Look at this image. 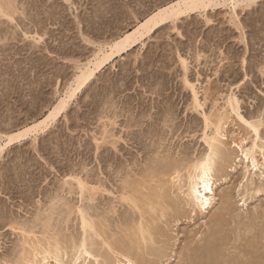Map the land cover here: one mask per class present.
I'll list each match as a JSON object with an SVG mask.
<instances>
[{
    "label": "rangeland",
    "instance_id": "obj_1",
    "mask_svg": "<svg viewBox=\"0 0 264 264\" xmlns=\"http://www.w3.org/2000/svg\"><path fill=\"white\" fill-rule=\"evenodd\" d=\"M170 1L173 0H70L67 2L66 0H15L18 5V10L16 9V12H13L15 20L11 21L7 17L0 16L2 21L0 25L3 26H0V132L11 133L17 131L46 116L62 94L67 81L71 79L75 72L76 64L86 62L88 57L95 51L96 47L90 46L88 42L86 44V39H90L95 44L104 42V40L109 41L133 29L140 20ZM101 15L102 17H100ZM36 32L42 37V41H39L38 44H36L37 42L34 39L38 36ZM23 33L26 35L24 36ZM39 36L36 38L38 39ZM4 37L6 40L2 39ZM179 55L188 59V77L196 85L199 99L203 104L198 110L192 108L194 107L192 106L193 95L190 88L184 83V70L180 64ZM246 85L248 88H246ZM83 91L71 102L66 113L50 126V129L38 132L37 135L31 134L22 142L7 148L0 155V264H13L12 262H15L19 256V259L24 257L33 259L35 248L41 250L43 247L40 245L44 241L43 246L47 244V241L52 243L60 242L61 247L66 248L62 252L69 251L68 253H70L69 255L66 252L62 253L64 259H68V263L66 259L64 262L69 264L70 261V264H72L73 259L70 258H73L75 254L73 253L75 250L72 252L74 243L80 244L81 241L79 240H82L84 235L80 225V216L77 213L80 204L83 207H87L85 209L90 214H93H89L91 218L95 216L92 219L96 220L97 228L99 227L104 236L102 238L98 235H91L94 240L98 241H96L94 248L102 252L105 250V246L100 242L107 238L105 236L108 233V241L110 239L111 241L119 240L117 236L123 239L126 236V230L131 223L132 216L136 215L132 213L131 217L129 216L132 210L120 198V193L122 192L120 190L124 186L126 175L128 179L140 178L149 171L148 168L158 165L160 158L161 160L162 158L175 159V157H177L176 159H187L191 154V157L194 158L200 155L199 153L202 154L205 150L207 151L203 132L205 130L203 128H206V125H204V113L210 115L213 122L219 119V114L222 115L223 123L225 122L223 128L226 129H224V132L228 136V138L226 137L228 141L225 138L226 142H228L227 146L232 148V154L235 153L233 154L234 158H232L234 159L231 163L232 166L227 169V173H219L214 185L217 198L211 211L207 212L206 215H202L199 211L197 213L196 211L195 213L190 212L192 214L188 213L189 216L187 215V218L185 216V218L181 217L178 220H174L172 216H167L166 219L168 220L164 219L165 217L162 218L161 221L163 222L160 221V224H163H159V226L163 225L161 227L162 231L169 233H164L160 229L162 234H165V236L161 237V232L159 231L158 234L157 231L155 240H158V244L156 241L149 243V247L152 246L151 249L145 250L148 251L147 254H150L149 256L144 254V257L148 256V260H155L156 263L152 264H181L183 261L185 264L186 260L180 262L182 260L180 253L185 250L184 252L188 254V250L200 242L199 235L204 236L206 234L207 236L209 229L214 228L216 223L214 224L213 222L212 224L210 221L212 219L214 221V214L220 211L219 209L223 206L221 195L227 193V195H230V203L232 202L229 209L232 210L228 216L227 214L224 216V219L226 217L229 218L227 221L225 219L228 227L224 228L227 224H224L222 220L221 227L224 231L220 229L228 234L222 232L224 234H222L224 242L228 239L226 242L228 246L224 243V249L227 248L226 251L230 255L243 256L242 248H245L243 249L245 253L249 251L246 254V259L248 258L246 264L250 260L251 262L253 261L250 264H264V259L261 261L257 258L252 259L253 254L256 253L254 251H257L255 249L259 245L261 246V243L257 241L260 239V237L258 238L259 234L261 236L262 230H264V197L257 195L258 193H264V177L260 178L258 175L264 172V158L260 151L256 153L260 165L257 170H254L255 175L252 174L253 170L251 175H248L251 178L253 176L254 179L256 178V186H250L254 187L253 189L251 188L252 190L249 189L250 194L246 192L247 183L244 172H246L245 167L250 165L251 162H247L248 164L243 162L241 151L233 146L235 142H239L245 147H251L255 134L252 128H249L235 113L230 114V108L226 104L228 95L231 93L236 94L240 99L241 114L249 121H262L260 132L264 138V4H259L251 9L239 7L233 10L230 7V3L222 2L205 12L192 14L188 18L181 19L176 24L169 22L158 28L146 40L145 44H138L134 49L116 58L114 62L106 66L98 73L93 83ZM217 109L220 110L217 111ZM229 114L230 117L227 118ZM142 115L143 117L141 118ZM131 118L135 121L131 120ZM212 126H214V123L209 126L210 129H207L210 133H212V128H214ZM130 128L133 130L129 131ZM2 129H6V131ZM135 130L141 133L136 132V135L141 136L143 134L141 137L145 138H142V141L135 142L136 144L130 135V132ZM128 131L129 133H127ZM145 134H148L149 138ZM106 138H108L109 142ZM146 138L148 139L146 140ZM263 138L262 140H264ZM128 139L132 141L128 142ZM114 141L117 142L112 145ZM163 145L164 147L162 148ZM160 149L164 150L161 151ZM234 150L237 151L233 152ZM103 155L105 156L104 159ZM151 157L155 158V160L152 159L155 163H151ZM128 159L130 160L128 161ZM112 168L115 169L113 170ZM141 169L144 171L148 170L143 173L144 171ZM132 170L136 172L134 173ZM140 171L141 173H139ZM137 172L142 175L136 174ZM131 174L134 178H132ZM128 175H131V178ZM79 176L89 186L87 187L90 192L85 191L84 194L88 196L84 197V200L81 199L80 188H78V183L75 182V177ZM259 178L263 184L261 190L256 192L257 184L260 186L261 183ZM69 182L72 185H69ZM66 183L68 184L66 185ZM94 186L96 191L91 188ZM104 186H107L111 191H107L108 189ZM102 189L106 190L107 193L102 191ZM116 190H119L120 193ZM92 192H94L96 199L90 197ZM116 196H120V199L116 198ZM85 198H90L92 201L90 199L88 201ZM243 201L245 204L242 203ZM114 202H117L115 203L116 206ZM76 203L77 206L75 205ZM121 203L124 205L122 206ZM72 205H74V208H72ZM95 205L98 207H94ZM113 207H116L115 209L118 211L115 212ZM108 208L113 210L110 211ZM124 211H126L127 216ZM68 212H70V215ZM233 213L235 216H233ZM248 216L251 219H248ZM100 217L101 220L105 218L109 222L108 224L107 221L103 220L106 228L102 226L104 223H101ZM119 218L121 220L123 218L127 223L129 222L128 226H125L127 223L124 221L123 223ZM49 219L51 220L49 221ZM47 220V223L43 222ZM248 221L249 223H247ZM256 222H259L260 225ZM209 224L213 227L207 228L210 226ZM31 225L35 226V229ZM252 226L255 229H252ZM23 228L25 231H21ZM102 228H104V231L107 230V234L103 232ZM119 228H122L121 230L124 229L126 232L119 230ZM227 228L228 230H226ZM247 228H249L250 232L246 231L248 230ZM27 231H29V234ZM114 231H119L120 234L116 236ZM204 231L207 232L205 233ZM229 231L230 233L232 232V236H229ZM33 232L34 234H31ZM245 233L247 238L243 235ZM253 233L255 236L257 234V238H253ZM26 234L27 236H25ZM71 234L75 236L73 235V237ZM168 234L170 235L169 237ZM237 234H242L238 238L240 240L237 239ZM248 234H251L252 236H250L256 242L251 239V244H249L250 236ZM225 236H229V238ZM163 237L170 239L167 242L165 240L168 239ZM33 239L35 242L32 241ZM60 239L64 242H61ZM27 241L32 246L28 245ZM229 242L233 244L230 243L229 245ZM238 242L240 243L239 245ZM69 244H71V249L68 247ZM97 245H100L98 246L99 248ZM241 245L242 247H240ZM229 246L233 248L229 249ZM160 247H164L168 256L158 262L156 259L159 258L155 254L156 249ZM234 247L237 249L236 251ZM154 248L155 251L153 250ZM169 248L173 249L170 250ZM187 248L188 250L186 251ZM249 248L253 249L252 252ZM23 250L25 251V256L23 255ZM104 252L106 253V251ZM151 253H155L154 256ZM71 254L72 256H70ZM187 254L183 258H187ZM250 255L252 256L250 257ZM102 257L100 261L101 264H104ZM19 259L14 264H18L21 261ZM255 260L256 262H254ZM50 261L55 264L54 259H50ZM81 261L83 262V259L79 263ZM51 262L49 264H52Z\"/></svg>",
    "mask_w": 264,
    "mask_h": 264
},
{
    "label": "bare ground",
    "instance_id": "obj_2",
    "mask_svg": "<svg viewBox=\"0 0 264 264\" xmlns=\"http://www.w3.org/2000/svg\"><path fill=\"white\" fill-rule=\"evenodd\" d=\"M17 1V0H16ZM48 1V0H46ZM67 1H70V0H66ZM165 1V0H164ZM222 2H228L230 3V5L232 3H236V4H241L243 3V0H173V1H170L168 2L167 4L165 5H162L160 7H158L157 9H155L153 12H151L149 15H147L144 19L140 20L139 23L131 30L127 31V32H124L123 34L119 35V36H116L114 37L113 39L109 40V41H105L104 39V42H100V43H94L92 41H90V39H86L85 40V37H84V40L86 41V44L88 42V44L91 46H95V51L88 57L87 61L83 62V63H80V64H76V69L75 72L73 73L72 77L70 80L67 81V85L65 87V89L63 90L62 94L59 96L58 100L56 101V103L52 106V108L49 110V112L46 114V116H44V118L34 122L33 124H30V125H27L25 127H23L22 129H19L17 131H14V132H11V133H2V131L0 132V146H3L4 147V151L9 148L10 146H13L14 144L16 145V143H20L22 142V140H24L26 137L30 136L31 134H34V135H37L38 132H44L46 131L48 128L50 129V126L57 120L59 119L60 116H62L64 113H66V111L68 110L71 102L81 93V92H84L83 90H85L86 87H89L91 83H93V81L95 80V78L97 77L98 73L101 72L106 66H108L109 64H111L112 62L115 61L116 58L120 57V56H123L125 53H128L130 50L134 49V47H136L138 44H145L146 40L148 38H150L152 36V34L154 32H156V30L160 27H162L163 25L171 22L173 24H176L179 20L181 19H184V18H188L190 17L192 14H196V13H202V12H205L207 11L208 9L210 8H213L215 7L216 5L222 3ZM47 3V2H46ZM19 4V3H18ZM71 4V3H70ZM211 4L212 7H209L208 5ZM17 3H15V0H0V16L2 17H7L9 18L11 21H14L15 17H13V12L15 11L16 12V9H17ZM171 6V7H170ZM19 8V7H18ZM24 8V7H23ZM57 8V7H56ZM156 8V7H155ZM233 10H235L236 8H232ZM18 10V9H17ZM108 10V9H106ZM163 10V11H162ZM109 11V10H108ZM18 12V11H17ZM59 12V11H58ZM109 13V12H108ZM157 13L159 15H157ZM234 13V11H233ZM236 13V12H235ZM102 17V15L100 16ZM97 18V17H96ZM114 18V17H113ZM105 19V18H104ZM232 19V18H231ZM10 21V22H11ZM18 21V20H17ZM35 21V20H34ZM87 21V20H86ZM95 21V20H94ZM233 21V20H232ZM0 22L2 23V21L0 20ZM5 22V20H4ZM36 22V21H35ZM78 22V21H77ZM81 22V21H80ZM93 22V21H92ZM0 23V24H1ZM37 23V22H36ZM85 23V22H84ZM91 23V22H90ZM95 23V22H94ZM93 23V25H94ZM104 23V22H103ZM5 24V23H4ZM16 24V23H15ZM21 24V23H20ZM38 24V23H37ZM83 24V23H82ZM102 24V23H100ZM22 25V24H21ZM87 25V24H86ZM91 25V24H90ZM114 25V24H113ZM1 26V25H0ZM16 26V25H15ZM23 26V25H22ZM81 26V25H80ZM98 26V25H97ZM3 27V26H1ZM19 27V26H18ZM24 27V26H23ZM87 27V26H86ZM104 27V26H103ZM117 27V26H116ZM96 28V27H95ZM88 29V28H87ZM98 29V28H97ZM105 29V28H104ZM107 29V28H106ZM112 29V28H110ZM24 30V29H23ZM27 30V29H26ZM29 30V29H28ZM93 31V30H92ZM14 33V32H13ZM26 33L28 34V32L26 31ZM95 33V32H94ZM100 34V32H98ZM1 34V33H0ZM15 34V33H14ZM24 34V33H23ZM26 34H24L25 36ZM29 35V34H28ZM36 35H38V33L36 32ZM41 35V34H40ZM86 35V34H85ZM112 35V34H111ZM115 35V34H114ZM2 36V35H1ZM39 36V35H38ZM36 36V37H38ZM90 36V35H89ZM102 36V35H101ZM13 37V36H12ZM33 37V36H32ZM34 38L35 40H38V41H42V37L39 36V38ZM44 37V36H43ZM100 37V36H99ZM98 37V38H99ZM110 37V36H109ZM87 38V37H86ZM97 38V39H98ZM106 38V37H105ZM4 40V38H2ZM1 39V40H2ZM11 39V38H10ZM34 40V41H35ZM93 40V39H91ZM96 41V40H95ZM66 42V41H65ZM97 42V41H96ZM33 44V42H32ZM38 44V43H36ZM35 44V45H36ZM95 44V45H94ZM88 45V46H89ZM39 46V45H38ZM77 46V45H76ZM32 47V45H31ZM66 47V46H65ZM87 47V46H86ZM43 48V47H42ZM64 48V47H63ZM68 49V48H67ZM71 49V48H70ZM75 49V48H74ZM78 49V48H77ZM92 49V48H91ZM2 50V49H1ZM4 50V49H3ZM79 50V49H78ZM94 50V49H93ZM27 51V50H26ZM42 51V50H40ZM40 51H38L40 53ZM74 51V50H73ZM90 51V50H89ZM1 52V51H0ZM66 53V52H65ZM77 53V52H76ZM85 53V52H84ZM178 53V52H177ZM78 54V53H77ZM200 54V53H199ZM67 55V54H66ZM85 55V54H84ZM198 55V54H197ZM43 56V55H42ZM198 56H201V55H198ZM180 58V61H181V65H182V68L184 70V83L187 87L190 88L191 92H192V95H193V105L194 107L192 108H195V109H199L200 107H202V102L200 101L199 99V95H198V91H197V87L195 84L192 83V81L189 80V77H188V72H189V62H188V59L179 55L178 56ZM197 59V58H196ZM47 62V61H46ZM80 62V61H79ZM76 63V62H75ZM78 63V62H77ZM73 67V68H74ZM66 73V72H65ZM72 73V72H71ZM64 74V73H63ZM62 75V74H61ZM65 75V74H64ZM182 75V76H183ZM117 82V81H116ZM125 84V83H124ZM235 84V83H234ZM127 85V83H126ZM163 85V84H162ZM231 85V84H230ZM233 85V84H232ZM165 87V85H163ZM60 87V86H59ZM246 88L247 85H246ZM211 90V89H210ZM62 91V90H61ZM233 91V90H232ZM231 91V92H232ZM119 92V91H118ZM234 92V91H233ZM229 93V92H228ZM235 93V92H234ZM234 93H231L230 95H228V98H227V102L226 104H228L227 107L230 108V114L232 113H235L240 119L241 117H243V119H241L243 122L247 121V125H252V130L255 129L256 131H253L254 134H255V138L253 140V145L251 144V147L247 146L245 147L242 143H234V146L235 148L239 149L242 153V156H243V162L245 163H250V165H247L245 168H246V172L245 173V178H246V192H249V189L252 190L253 188L250 187V186H256V178L254 179V176L251 178L249 177L248 175H251L252 173V162L255 161V170L258 169L259 167V163H258V158L256 157V153L257 152H261V154H263V158H264V140H262V136H261V132H260V126H261V123L262 121L260 122H256V121H249V119H246L244 117V115L241 114L240 112V109H241V106H240V99L237 97L236 94ZM101 94V93H100ZM94 101H96L94 99ZM91 102V101H90ZM93 102V100H92ZM94 103V102H93ZM192 104V103H191ZM89 105V104H88ZM93 107V106H92ZM225 108V107H224ZM89 109V108H88ZM132 110V109H131ZM220 109H217V111H219ZM128 111V110H127ZM130 111V110H129ZM223 112V111H222ZM226 112V111H225ZM126 113V112H125ZM132 113V112H131ZM135 113V112H134ZM133 113V114H134ZM169 113V112H168ZM202 113V112H201ZM129 114V113H128ZM132 114V117L134 118V115ZM230 114L229 116H227V118L230 117ZM172 115V114H171ZM225 115V114H224ZM137 116V115H136ZM204 116H205V124L206 125V128H203V132H204V139H205V143L207 145V151L205 150V152L202 154L199 153L200 155L192 158L191 155L189 157L191 158H187V159H176L177 157H175V159L171 158V159H164L161 158L159 159V156L158 159L160 160L158 162V165H156L155 167H151V168H148L149 171L147 173H145L146 171H144L143 169H141L142 171H144L143 173H145V175H143L142 177L140 178H134L133 175L134 173V170H132L134 173L132 175V178L134 179H128L127 178V175H126V178H125V183H124V186H122V189L120 191H122L121 193L119 192V190L117 191L118 193L121 194V200L123 202H125L129 207L130 209L132 210L131 214L129 213V216L131 217L132 213L133 214H136V215H133L132 216V220H130V225L128 226L129 222H125L122 218V222L124 221L125 223H127V225L125 226H128L127 227V232L123 229L121 230L119 228V230L121 231H125L126 232V236L124 234L125 237L123 239H120V237H118L117 235L120 234V232H115L116 233V236L119 240H115V241H108L109 239V233L107 234L106 231L107 230H103L104 228H102L103 232H105L107 234V237L106 239H103L102 242L100 243H103L102 245H104L105 247V250L106 253L103 251H99L97 248H94L95 247V244H96V241L97 240H94L93 236L91 235H98L99 237H102L104 238L103 236V233L101 232V230L99 229V227L97 228V224H96V220L94 221V219H92L93 217L95 218V216H93L91 218L90 215H93V214H90L88 210H86L85 208L87 207H83L82 204H80V206L75 209H77V213L79 214L80 216V222H81V227L83 229V238L82 240H79L81 241L80 244H75L74 243V247L72 248V252L75 250V257L73 255V258H70V259H73V263L71 261L72 264H96V260H102L100 259L102 256L103 258V261H104V264H112L114 262V264H127L128 261H131L132 264H152L155 262L154 261H151V260H148V256L149 254L148 251H146L145 249H151V247H149V243H153L158 240H155V233H157L158 231V234H159V231L161 229V227L163 226H159L160 224V221L162 220V218L166 219L167 216H172L174 218V220H178L179 218L181 217H184L186 216V218L189 216L188 213L190 212H194L196 211H199L202 215H206L207 212H210L211 211V208L213 207L214 205V202L216 201V198H217V192L215 191L214 189V185L216 184V181H217V178L219 177V173L220 172H226L227 169H229L230 166H232V161L234 159L233 157V153L232 154V151L231 149L232 148H229L227 146V143L226 140L228 138V136H226V133L224 132V129L223 126L225 124V122L223 123V117L221 114H219V119L218 117L216 116V118L218 119L216 122L210 118V115H207L206 113H204ZM226 116V115H225ZM224 116V117H225ZM130 117V116H129ZM143 117V115L141 116V118ZM168 117V116H167ZM212 117V115H211ZM6 118V117H5ZM9 118V117H8ZM12 118V117H11ZM101 118V117H100ZM131 118V120L133 119ZM1 119V118H0ZM136 119V118H135ZM3 120V119H2ZM10 120V119H9ZM134 120V119H133ZM4 121V120H3ZM6 121V120H5ZM4 121V122H5ZM58 121V120H57ZM130 121V119H129ZM135 121V120H134ZM137 121V120H136ZM6 123H8L6 121ZM5 123V124H6ZM117 123V122H116ZM132 123V122H130ZM135 123V122H134ZM139 123V122H138ZM214 123V128L212 133H210V131H207V129H210V125ZM3 124V123H2ZM12 124V123H11ZM20 124V123H19ZM136 124V123H135ZM227 124V123H226ZM34 125H37L38 127L36 128H33ZM113 125V124H112ZM116 125V124H115ZM132 125V124H131ZM129 125V126H131ZM140 125V123H139ZM142 125H144L142 123ZM5 126V125H4ZM8 126V125H7ZM137 126V125H136ZM15 127V126H14ZM133 127V125H132ZM142 127V126H141ZM209 127V128H208ZM249 127V126H248ZM247 127V128H248ZM7 128V127H6ZM17 128V127H16ZM151 128V127H150ZM11 129V127H10ZM25 129H31V131L29 132H25ZM141 129V128H140ZM144 129V127H143ZM142 129V130H143ZM2 130H5L6 129H2ZM108 130V129H107ZM129 130V129H128ZM133 129L130 128L129 131H131ZM145 130V129H144ZM226 130V129H225ZM104 131V129H103ZM129 131L127 133H129ZM173 131V130H172ZM106 132V131H105ZM137 131H132L130 132V135H131V139L134 140V143L135 142H139V141H142V138L145 139L144 137H141L139 135H136ZM143 132V131H141ZM145 132V131H144ZM143 132V133H144ZM147 132V130H146ZM209 132V133H207ZM228 132V131H227ZM17 133H22L21 136L17 137ZM108 133V132H107ZM110 133V132H109ZM137 133H140L139 131ZM154 133V132H152ZM105 134V133H103ZM141 134V133H140ZM149 134V133H148ZM148 134L146 135V137L149 138ZM108 135V134H107ZM112 136V134H110ZM128 134V136H130ZM144 135V136H145ZM104 136V135H103ZM254 136V135H253ZM102 137V136H101ZM115 137V135H114ZM227 137V138H226ZM98 138V137H97ZM146 138V140L148 139ZM163 138V137H162ZM226 138V140H225ZM104 139H105V136H104ZM107 141H108V138H106ZM130 139V137H129ZM128 139V142L132 141V140H129ZM203 139V140H204ZM264 139V138H263ZM96 140V139H95ZM98 140L100 141V139L98 138ZM144 140V141H146ZM161 140V139H160ZM164 141V139H162ZM127 141V140H126ZM228 141V140H227ZM105 142V141H104ZM109 142V141H108ZM111 142V141H110ZM117 142V141H116ZM116 142L114 141V144H116ZM153 142V141H151ZM245 142V141H244ZM155 143V142H154ZM136 144V143H135ZM140 144V143H139ZM137 144V145H139ZM144 144V142H143ZM146 144V143H145ZM161 144V143H160ZM159 144V146H160ZM246 144V143H245ZM98 146V144H96ZM158 145V144H157ZM220 145H223V147L221 148ZM141 146V144H140ZM147 146V145H146ZM151 146V145H150ZM100 147V146H99ZM115 147V146H113ZM148 147V146H147ZM145 147V148H147ZM158 147V146H157ZM164 147V145L162 146V148ZM101 148V147H100ZM109 148V147H108ZM108 148H106L108 150ZM166 148V147H165ZM98 149V148H97ZM116 149H117V146H116ZM142 149V148H141ZM148 149V148H147ZM152 149V148H151ZM154 149V148H153ZM105 150V149H104ZM103 150V152H105ZM150 150V149H149ZM159 150V149H158ZM161 150V149H160ZM164 150V149H162ZM161 150V151H162ZM210 150H211V157H212V160H213V165H212V171L208 177L207 180L204 179V169L201 167V165L209 158V155H210ZM3 151V152H4ZM119 151V150H118ZM145 151V150H143ZM154 151V150H153ZM237 151V150H236ZM235 150L233 152H236ZM3 152H0V155L3 153ZM108 152V151H107ZM106 152V153H107ZM111 152V151H110ZM146 152L149 153V151L146 150ZM156 152V151H154ZM147 153V154H148ZM157 153V152H156ZM155 153V154H156ZM159 153V151H158ZM161 153V152H160ZM239 153V152H238ZM245 153L247 154V159H245ZM105 154V153H104ZM162 154V153H161ZM240 154V153H239ZM260 154V153H259ZM154 155V154H153ZM159 155V154H158ZM102 156V155H101ZM108 156V154H107ZM111 156V155H109ZM150 156V155H149ZM164 156V155H163ZM240 156V155H239ZM104 155H103V159H104ZM136 157V156H135ZM154 157V156H153ZM165 157V156H164ZM185 157V156H184ZM241 157V156H240ZM111 158V157H110ZM115 158V157H114ZM117 158V157H116ZM133 158V157H132ZM157 158V157H156ZM167 158V156H166ZM262 158V159H263ZM106 159V158H105ZM108 159V158H107ZM155 158H152L151 157V160ZM164 159V160H163ZM237 159V158H235ZM130 159H128L129 161ZM240 160V159H239ZM106 161V160H105ZM132 161V160H131ZM134 161V160H133ZM156 161H158L156 159ZM108 162V161H107ZM136 162V161H134ZM154 161L152 160L151 163H153ZM139 163V162H138ZM147 163H149V161H147ZM146 163V164H147ZM155 163V162H154ZM247 163V164H248ZM262 163V162H261ZM132 164V163H131ZM150 164V163H149ZM264 164V163H263ZM262 164V165H263ZM130 165V164H128ZM151 165V164H150ZM261 165V166H262ZM110 166V165H109ZM112 166V164H111ZM148 166V164H147ZM146 166V167H147ZM18 168V167H17ZM142 168H144L142 166ZM86 169V168H85ZM113 169V168H112ZM115 169V168H114ZM113 169V170H114ZM120 169V168H118ZM140 169V168H139ZM121 170V169H120ZM128 170V169H127ZM125 171V170H124ZM131 171V170H130ZM129 171V172H130ZM113 172V171H111ZM123 172V171H122ZM127 172V171H126ZM128 172V173H129ZM120 173V172H118ZM132 173V172H130ZM141 173V171L139 172ZM138 172L136 174H139ZM227 173V172H226ZM74 174V173H73ZM117 174V173H115ZM135 174V175H136ZM220 174H223V173H220ZM253 175H255V171L253 170ZM257 174V173H256ZM77 175V174H76ZM131 175H128V177H130ZM139 175H142V174H139ZM259 177L263 178L264 177V172H261V174H258ZM68 176V175H67ZM71 176V174H70ZM73 176V175H72ZM75 176V174H74ZM73 176V177H74ZM78 176V175H77ZM88 176V175H87ZM86 176V177H87ZM125 176V175H124ZM224 176V175H223ZM84 177V176H83ZM122 177V175H121ZM67 178V177H66ZM85 178V177H84ZM90 178V176H89ZM120 178V177H119ZM122 178V180H124ZM131 178V177H130ZM221 178V177H220ZM244 178V177H243ZM259 178V179H260ZM70 179V178H69ZM76 181L78 183V188H80V195H81V199L84 200V197H87L84 193L85 191H89L88 189V183L85 182V180H83V178H81L80 176L79 177H75ZM73 179V180H75ZM92 179V178H91ZM93 180V179H92ZM101 180V179H100ZM264 180V179H263ZM67 181V180H66ZM96 181V180H95ZM262 180L260 179V182ZM68 182V181H67ZM122 182V181H121ZM124 182V181H123ZM259 182V183H260ZM70 183V182H69ZM102 183V182H101ZM104 183V182H103ZM204 183H209V186L211 188V191H208V192H205L204 190ZM68 183H66L67 185ZM76 184V183H75ZM100 184V183H99ZM262 182L260 183V186H258L257 184V190L256 192H259L261 190V187H262ZM69 185H72L71 183ZM89 185H91V183H89ZM93 185V184H92ZM96 185V184H95ZM103 185V184H101ZM88 186V187H87ZM101 187V186H100ZM105 187V186H104ZM105 188H107V186ZM260 187V188H259ZM263 187H264V184H263ZM93 190L96 191V187H91ZM118 188V187H117ZM252 188V189H251ZM255 188V189H256ZM102 191H105L107 193V191H111L108 190H103ZM66 190V189H65ZM70 190H73V189H70ZM76 190H79V189H76ZM197 191L200 193V196H197ZM255 191V190H254ZM64 192V191H63ZM75 192V191H74ZM90 192V191H89ZM60 193V192H59ZM71 193V192H70ZM94 192H92L91 194V198H95L96 199V196L94 197ZM99 193V192H98ZM97 193V194H98ZM110 193V192H108ZM113 193V192H112ZM116 193V192H115ZM251 194V192H249ZM253 193V192H252ZM78 194V193H77ZM87 194V192H86ZM111 194V193H110ZM114 194V193H113ZM256 194V193H254ZM85 195V196H84ZM117 195V194H116ZM246 195V194H245ZM118 196V195H117ZM116 198H119L117 197ZM58 197V196H57ZM201 197L203 199H207L209 201V204L206 206V207H201L200 204H199V200L201 199ZM253 197V196H252ZM119 198V199H120ZM221 198H222V203H223V206H221V209H219L220 211H218L216 214H214L215 218H214V221L213 219L210 221L214 222L215 226L214 228L212 229H209V233L206 234L202 237L201 235L200 236V239L199 241L200 242H196L195 239L194 241L197 243H195L193 247H189V246H186V247H189L190 249L188 250V248L186 249V251L188 250V254L186 252L183 251V253L187 254V258H183V256H186L185 254L183 255V253H180V255H182V260H186V263L185 264H246L247 263V259H246V254L249 252V251H246V253L244 252L243 249L245 248H242V252H240L243 256H237V255H230L227 253V248L224 249L223 245L225 243V245L228 246V243L226 244V242L228 241L225 240L224 242V238H223V233H226L227 232H223L224 229H222L221 225H222V220L224 221V224H227L224 226L225 227H228V223H225L227 220H229L228 217H226V221L224 219V216L225 214H227V216L229 215V213H231L229 209L230 207V195H227V193H223L221 195ZM74 199V198H73ZM86 199V198H85ZM90 199V198H89ZM89 199H86L88 201H90ZM67 200V199H66ZM231 200H232V197H231ZM245 200V199H244ZM247 200V199H246ZM92 201V200H91ZM95 201V200H93ZM83 202V201H82ZM113 202V201H112ZM90 203V202H89ZM88 203V204H89ZM115 203L117 202H114V205ZM120 203V201H119ZM244 203V201H243ZM66 204V203H64ZM69 204V203H67ZM74 204V203H73ZM86 204V203H85ZM84 204V206H85ZM92 204V203H91ZM122 206L124 205L123 203H121ZM125 204V205H126ZM245 204V203H244ZM77 206V203L75 204ZM82 205V206H81ZM110 205V204H109ZM113 205V204H112ZM52 206V205H51ZM68 206V205H67ZM66 206V207H67ZM73 206V207H72ZM71 207L74 208V205H72ZM89 206V205H88ZM116 206V205H115ZM121 206V207H122ZM94 207H98V206H94ZM232 207V206H231ZM257 207V206H256ZM54 208V207H53ZM70 208V206H69ZM90 208V207H89ZM110 208V207H109ZM108 208V209H109ZM114 209L116 207H113ZM220 208V207H219ZM91 209V208H90ZM118 209V207H117ZM120 209V208H119ZM128 209V208H127ZM69 210V209H68ZM71 210V209H70ZM92 210V209H91ZM105 210V208H104ZM110 210V209H109ZM113 210V209H111ZM110 210V211H111ZM122 210V209H121ZM126 210V209H125ZM52 211V210H51ZM75 212V210H73ZM93 211V210H92ZM108 211V212H110ZM115 212H117L118 210H114ZM64 212V210H63ZM72 212V211H70ZM70 212L69 215H70ZM83 212L84 213V216L81 217L80 213ZM96 212V211H95ZM103 212V211H102ZM128 212V211H127ZM130 212V211H129ZM67 213V214H68ZM76 213V214H77ZM101 213V212H100ZM106 213V211H105ZM122 213V212H121ZM124 213H126V211H124ZM90 214V215H89ZM104 214V213H103ZM114 214V213H113ZM192 214V213H190ZM74 215V214H72ZM94 215H97V214H94ZM99 215H102V214H99ZM110 215V214H108ZM188 215V216H187ZM256 215H259V214H256ZM65 216V215H64ZM104 216V215H103ZM118 216V215H117ZM123 216V215H122ZM126 216H127V213H126ZM213 216V217H214ZM233 216L234 213H233ZM237 216V214H236ZM260 216V215H259ZM3 217V216H2ZM5 217V216H4ZM69 217V216H68ZM106 217V216H105ZM112 217V216H111ZM120 217V215H119ZM239 217V215H238ZM240 217H241V213H240ZM65 218V217H64ZM79 218V217H78ZM98 218V217H96ZM169 218V217H168ZM257 218V216H256ZM72 219V218H71ZM70 219V220H71ZM103 219V217H102ZM109 219V218H107ZM115 219V218H114ZM125 219V218H124ZM128 219V217H127ZM248 219H251L249 216H248ZM3 220V219H2ZM51 219H49L50 221ZM73 220V219H72ZM99 220V219H97ZM100 220H101V217H100ZM99 220V221H100ZM105 222L107 221L105 218L103 219ZM103 220H101V223L103 222ZM110 220V219H109ZM117 220V219H116ZM168 220V219H166ZM181 220V219H180ZM179 220V221H180ZM64 221V219H63ZM62 221V222H63ZM67 221V220H66ZM69 221V220H68ZM127 221V220H126ZM129 221V220H128ZM171 221V220H170ZM240 221V220H239ZM15 222V221H13ZM45 223L48 222L47 221H43ZM65 222V221H64ZM63 222V223H64ZM78 222V223H80ZM98 222V221H97ZM104 223V225L102 224V226H105L106 224ZM108 222V221H107ZM123 222V223H124ZM163 222V221H161ZM165 222V221H164ZM173 222V221H172ZM176 222V221H175ZM19 223V222H18ZM44 223V224H45ZM111 223V222H110ZM169 223V222H167ZM249 223V221L247 222ZM251 223V222H250ZM253 223V222H252ZM257 223V222H256ZM12 224V223H11ZM109 224V222H108ZM107 224V225H108ZM116 224V222H115ZM163 224V223H161ZM160 224V225H161ZM246 224V223H245ZM259 224V222L257 223ZM255 224V225H257ZM47 225V224H46ZM45 225V226H46ZM50 225V224H48ZM100 226V224H98ZM113 225V224H111ZM122 225V224H121ZM165 225H166V222H165ZM210 226H208L207 228H211V224H209ZM260 225V224H259ZM258 225V226H259ZM32 226V225H31ZM44 226V225H42ZM206 226V225H205ZM241 226V225H240ZM254 226V225H253ZM252 226V229L254 228ZM23 227V226H22ZM35 227V226H34ZM32 226V228H34ZM48 227V226H47ZM50 227V226H49ZM110 227V226H109ZM108 227V228H109ZM119 227V226H118ZM116 227V228H118ZM124 227V226H123ZM160 227V228H159ZM213 227V226H212ZM247 227V226H246ZM250 227H251V224H250ZM262 227V225H261ZM14 228V227H13ZM31 228V227H30ZM31 228V229H32ZM46 228V227H44ZM106 228V226H105ZM125 228V227H124ZM165 228V227H164ZM239 228V226H238ZM237 228V230H239ZM264 228V227H263ZM262 228V229H263ZM19 229V228H17ZM29 229V228H28ZM35 229V228H34ZM167 229V228H166ZM220 229H222L223 231H221ZM241 229V228H240ZM248 230L246 231H249V228H247ZM251 229V230H252ZM255 229V228H254ZM261 229V228H260ZM16 230V229H15ZM21 230V229H20ZM44 230V229H43ZM111 230V229H109ZM165 230V229H164ZM208 230V229H207ZM228 230V228L226 229ZM225 230V231H226ZM230 230V229H229ZM233 230V229H232ZM242 230V229H241ZM240 230V231H241ZM21 231H25V229L23 228ZM30 231V230H29ZM27 231V233L29 232ZM49 231V229H48ZM53 231V230H52ZM82 231V230H81ZM162 231V229H161ZM160 231V232H161ZM255 231V230H254ZM259 231V230H258ZM261 231V230H260ZM35 232V230H34ZM31 233V234H34ZM44 232V231H43ZM50 232V231H49ZM48 232V233H49ZM79 232V231H78ZM110 232V231H109ZM113 232V230H112ZM164 232V231H162ZM161 232V234H162ZM205 232V231H204ZM207 232V231H206ZM205 232V233H206ZM223 232V233H222ZM234 232V231H233ZM245 232V231H244ZM250 232V231H249ZM252 232V231H251ZM47 233V232H46ZM81 233V232H80ZM122 233V232H121ZM164 233H169V232H164ZM229 233V236H232V232L230 233V231L228 232ZM238 233V232H237ZM240 233V232H239ZM255 233V232H254ZM253 233V234H254ZM29 234V233H28ZM30 234V235H31ZM37 234V233H36ZM53 234V233H52ZM52 234H50L51 236H53ZM57 234V233H56ZM114 234V233H113ZM160 234V235H161ZM202 234V232H201ZM223 234V235H222ZM231 234V235H230ZM29 235V236H30ZM44 235H45V232H44ZM47 235V234H46ZM61 235V234H60ZM70 235V234H68ZM72 236L74 234H71ZM102 235V236H101ZM228 235V234H227ZM235 235V233H234ZM237 239L239 238V236L241 237L240 234H237ZM245 235L246 237V233L243 234ZM249 236L251 234H248ZM27 236V234L25 235ZM33 236V235H32ZM36 236V235H35ZM50 236V237H51ZM71 236V238H73ZM97 236V237H98ZM115 236V237H116ZM120 236V235H119ZM162 236H165V234L161 235ZM170 235L168 234V237ZM196 236V235H194ZM192 236V237H194ZM198 236V235H197ZM206 236V237H205ZM226 237V238H229ZM252 236V235H251ZM249 237V241L251 244V239L254 240L253 238H257V234L255 236L254 234V237ZM46 237V236H44ZM48 237H49V234H48ZM54 237V236H53ZM96 237V236H95ZM114 237V236H113ZM202 237V238H201ZM260 237L259 243H261V246L259 245L255 250L257 251H254L256 252L255 254H253V258H257L259 259L260 261L264 259V230H262V234L260 236H258V238ZM27 238V237H26ZM30 238V237H29ZM38 238V236H37ZM36 238V239H37ZM41 238V237H40ZM39 238V239H40ZM70 238V240H71ZM112 238V236H111ZM158 238V237H157ZM156 238V239H157ZM163 238H167V237H163ZM172 238V237H171ZM198 238V237H197ZM196 238V239H197ZM225 238V239H226ZM247 238V237H246ZM32 239V238H30ZM29 239V240H30ZM49 239V238H48ZM69 239V238H67ZM66 239V240H67ZM74 239V238H73ZM77 240V238H75ZM96 239V238H95ZM100 239V238H99ZM168 240H165V241H169L170 238H167ZM232 239V238H231ZM229 239V240H231ZM243 239H245L243 237ZM47 240V239H46ZM61 240V239H60ZM59 240V241H60ZM76 240H74L76 242ZM160 240V238H159ZM193 240V239H192ZM240 240V239H238ZM258 240V239H257ZM32 241L35 242V240L33 239ZM31 241V242H32ZM38 241V240H37ZM41 241H43L41 239ZM40 241V242H41ZM232 241V240H231ZM235 241V240H234ZM242 241V239H241ZM248 241V242H249ZM256 242V240H254ZM22 242V241H21ZM24 242V241H23ZM28 242V241H27ZM45 242V241H44ZM43 242V244H44ZM61 242H64L61 240ZM78 242V241H77ZM98 242V241H97ZM162 242V241H161ZM193 242V241H191ZM237 242V240H236ZM26 243V242H25ZM30 242H28L27 244H29ZM79 243V242H78ZM163 243V242H162ZM230 243L232 242H229V245ZM246 243V241H245ZM253 243V242H252ZM36 245V243H34ZM41 244V243H40ZM39 244V245H40ZM43 244H41L40 246H42L43 248L41 250H38V248H35L34 252H33V259H27V257H24L23 259H19L20 256H19V263L18 264H49L51 261L50 259H54V262L55 264H66L64 262V255L62 254V250H66V248H62L61 245H60V242H55V243H52L50 241H47V244H45L43 246ZM65 244V243H64ZM66 244L68 245V243L66 242ZM155 244V243H154ZM158 244V243H157ZM168 244V243H167ZM172 244V243H171ZM189 244H192V243H189ZM188 244V245H189ZM233 244V243H232ZM235 244V243H234ZM240 243L238 242V245ZM244 244V243H242ZM249 244H248V247H249ZM255 244V243H254ZM253 244V245H254ZM258 244V243H256ZM66 245V247H67ZM73 245V244H72ZM101 245V246H102ZM152 245V244H150ZM169 246H171L170 244H168ZM247 245V244H246ZM245 245V246H246ZM21 246V245H20ZM32 246V245H30ZM39 246V247H40ZM71 244H69L68 247H70ZM100 246V245H97V247ZM158 246V245H157ZM165 246V245H164ZM38 247V246H37ZM226 247V246H225ZM232 247V246H231ZM230 246H229V249H232ZM242 247V245L240 246ZM25 248V247H24ZM29 248V246H28ZM30 248H33V247H30ZM99 248V247H98ZM235 248V247H234ZM236 248H238L236 246ZM235 248V251L237 250ZM247 248V246H246ZM253 248V247H251ZM251 248H249L251 250ZM255 248V247H254ZM253 248V249H254ZM68 249V248H67ZM71 249V247H70ZM97 249V250H95ZM101 249V248H100ZM170 249V248H169ZM173 248H171L170 250H172ZM228 249V251H229ZM240 249V248H239ZM252 249V250H253ZM25 250V249H24ZM23 250V251H24ZM26 250H28L26 248ZM25 250V251H26ZM32 250V249H31ZM155 251V248L153 249ZM169 250V251H170ZM251 250V252H252ZM21 251V250H20ZM19 251V252H20ZM25 251H24V256H25ZM68 251V250H67ZM87 252L89 255H85L84 252ZM166 250L164 249V247H160V248H157L156 249V254L157 255L156 257H158L159 259H156V261L158 260V262L163 259V258H166L165 256H168L166 255ZM231 251V250H230ZM241 251V250H240ZM27 252V251H26ZM32 253V251H30ZM66 252V251H65ZM64 252V253H65ZM69 252V251H68ZM66 252V253H68ZM71 252V251H70ZM71 252V253H72ZM153 252V251H152ZM172 252V251H171ZM233 252V251H231ZM230 252V253H231ZM28 253V252H27ZM72 253V254H73ZM235 253V252H234ZM239 253V252H238ZM236 253V254H238ZM21 254V253H20ZM70 253H68L69 255ZM72 254L70 256H72ZM144 254H147L148 256H146V258L144 257L145 255ZM154 254L151 253V255L154 256ZM251 254V253H250ZM22 255V254H21ZM30 255V254H29ZM67 255V257H69ZM150 255V256H151ZM66 256V254H65ZM152 256V257H153ZM252 255H250L251 257ZM174 257V256H173ZM95 258V259H93ZM17 259V260H18ZM69 259V260H70ZM83 259V262L80 260ZM151 259V258H150ZM168 259V257H167ZM16 260V259H15ZM16 260V261H17ZM68 259H66L67 261ZM114 260V261H113ZM153 260V259H152ZM172 260V258H171ZM15 261V262H16ZM50 261V262H49ZM102 261V263H103ZM249 261V260H248ZM259 261V262H260ZM15 262H12L13 264ZM164 262V261H163ZM177 262V261H176ZM253 262V261H252ZM251 260L248 262V264L252 263ZM256 262V260L254 261ZM17 263V262H16ZM52 263V262H51ZM68 263V261H67ZM156 263V262H155ZM184 264V261L181 262V264ZM258 263V262H257ZM53 264V263H52ZM69 264H70V261H69ZM161 264V263H160ZM163 264V263H162ZM177 264V263H175ZM179 264V263H178ZM254 264V263H253ZM263 264V263H262Z\"/></svg>",
    "mask_w": 264,
    "mask_h": 264
},
{
    "label": "snow or ice",
    "instance_id": "obj_3",
    "mask_svg": "<svg viewBox=\"0 0 264 264\" xmlns=\"http://www.w3.org/2000/svg\"><path fill=\"white\" fill-rule=\"evenodd\" d=\"M259 4H264V0H243V3L242 4H236V3H232L230 5V7L232 8H239V7H244V8H248V9H251L253 7H257ZM209 7H212L211 4L208 5ZM171 7V6H170ZM163 11V10H162ZM157 15H159L157 13ZM209 23H211V21H209ZM37 43H39L38 40H36ZM241 119H243V117H241ZM245 123H247V121H245ZM249 128H252V125H248ZM38 127L37 125H34L33 128H36ZM31 131V129H25V132H29ZM253 131H256L255 129H253ZM17 137L21 136L22 133H17L16 134ZM220 147L222 148L223 145H220ZM235 147V146H233ZM4 151V147L3 146H0V152H3ZM245 159H247V154L245 153ZM212 165H213V160H212V157H211V150H210V155H209V158L201 165V167L204 169V179L207 180L211 171H212ZM255 161L252 162V168L253 170H255ZM204 190L205 192H208V191H211V188L209 186V183H204ZM197 196H200V193L197 191ZM257 195L259 196H262L264 197V193H258ZM243 203V202H242ZM199 204L201 207H206L208 204H209V201L207 199H203L201 197V199L199 200ZM81 217L84 216V213L81 212L80 213ZM85 255H89L86 251L84 252ZM95 259V258H93ZM96 264H101V261L100 260H96ZM127 264H132L131 261H128Z\"/></svg>",
    "mask_w": 264,
    "mask_h": 264
}]
</instances>
